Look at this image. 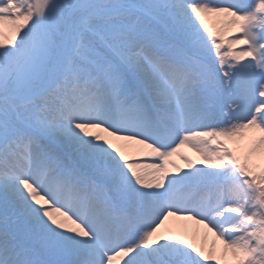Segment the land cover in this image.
<instances>
[{
    "label": "snow or ice",
    "instance_id": "snow-or-ice-1",
    "mask_svg": "<svg viewBox=\"0 0 264 264\" xmlns=\"http://www.w3.org/2000/svg\"><path fill=\"white\" fill-rule=\"evenodd\" d=\"M0 264H264V0H0Z\"/></svg>",
    "mask_w": 264,
    "mask_h": 264
},
{
    "label": "bare ground",
    "instance_id": "bare-ground-1",
    "mask_svg": "<svg viewBox=\"0 0 264 264\" xmlns=\"http://www.w3.org/2000/svg\"><path fill=\"white\" fill-rule=\"evenodd\" d=\"M183 151H185L188 155L192 156L193 158H196L195 154L190 152L188 149H184ZM177 163H179L182 168L184 167L181 161L177 160Z\"/></svg>",
    "mask_w": 264,
    "mask_h": 264
}]
</instances>
